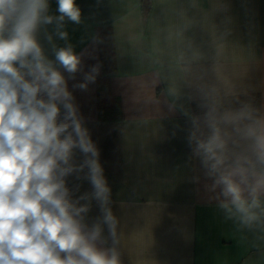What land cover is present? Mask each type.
I'll return each mask as SVG.
<instances>
[{"label": "crops", "instance_id": "1", "mask_svg": "<svg viewBox=\"0 0 264 264\" xmlns=\"http://www.w3.org/2000/svg\"><path fill=\"white\" fill-rule=\"evenodd\" d=\"M76 2L84 23L67 25L70 41L85 52L84 72L101 68L86 91L73 88L83 72L69 90L100 150L124 264H264L211 199V181L187 143V118L168 108L173 85L215 89L225 107L264 106V0H229L230 13L226 0ZM94 34L103 43L92 44ZM180 103L200 111L195 100ZM70 183L90 191L87 181ZM98 214L93 202L90 216Z\"/></svg>", "mask_w": 264, "mask_h": 264}, {"label": "clouds", "instance_id": "2", "mask_svg": "<svg viewBox=\"0 0 264 264\" xmlns=\"http://www.w3.org/2000/svg\"><path fill=\"white\" fill-rule=\"evenodd\" d=\"M56 3L58 14L50 0H0V264H124L121 217L68 83L83 72L73 88L86 91L101 64L84 72L85 52L67 31L84 23L82 9L76 0ZM223 8L230 13L229 0ZM88 39L103 43L98 34ZM198 88L171 86L169 111L187 118L191 156L224 220L250 236L264 260V106L225 107L215 89ZM185 98L200 111L180 103Z\"/></svg>", "mask_w": 264, "mask_h": 264}]
</instances>
